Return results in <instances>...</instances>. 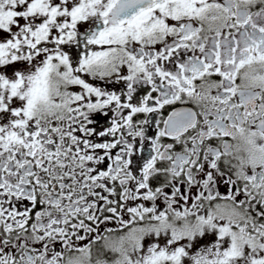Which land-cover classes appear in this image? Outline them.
<instances>
[{"label":"snow or ice","instance_id":"6c2138e0","mask_svg":"<svg viewBox=\"0 0 264 264\" xmlns=\"http://www.w3.org/2000/svg\"><path fill=\"white\" fill-rule=\"evenodd\" d=\"M0 264H264V0H0Z\"/></svg>","mask_w":264,"mask_h":264},{"label":"flooded vegetation","instance_id":"af4514ba","mask_svg":"<svg viewBox=\"0 0 264 264\" xmlns=\"http://www.w3.org/2000/svg\"><path fill=\"white\" fill-rule=\"evenodd\" d=\"M123 74H127L126 70L124 71ZM112 79H115L114 77ZM239 83V80L237 81ZM102 83V82H101ZM102 86L108 88L109 90H115L117 92H120L122 89H125V85L123 82L120 83H116V84H108V85H103ZM145 88L150 89V86H145ZM126 90V89H125ZM143 93H140V95H142ZM111 115V114H110ZM141 118H142V114H141ZM97 119L100 120L101 123H104V119L102 117H97ZM151 132L155 131V128L150 129ZM166 139V138H165ZM167 142H171L170 140H168ZM84 243H87L86 241ZM93 253H94V258H95V248L93 249ZM110 256L114 257V254H110Z\"/></svg>","mask_w":264,"mask_h":264}]
</instances>
